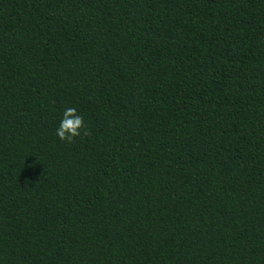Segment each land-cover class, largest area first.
I'll return each instance as SVG.
<instances>
[{"label": "trees", "instance_id": "16d2710c", "mask_svg": "<svg viewBox=\"0 0 264 264\" xmlns=\"http://www.w3.org/2000/svg\"><path fill=\"white\" fill-rule=\"evenodd\" d=\"M0 264H264V0H0Z\"/></svg>", "mask_w": 264, "mask_h": 264}, {"label": "clouds", "instance_id": "9594fccd", "mask_svg": "<svg viewBox=\"0 0 264 264\" xmlns=\"http://www.w3.org/2000/svg\"><path fill=\"white\" fill-rule=\"evenodd\" d=\"M74 109H69L65 112L64 118L61 120L59 127L56 130L57 137L61 140L72 141L74 137L81 134V129L84 128L83 119L80 116H75L74 119H68L67 117L72 116Z\"/></svg>", "mask_w": 264, "mask_h": 264}]
</instances>
